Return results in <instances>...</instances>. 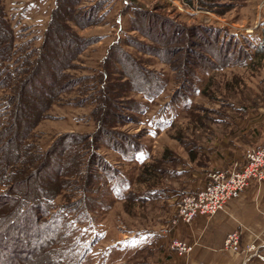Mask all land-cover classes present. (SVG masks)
<instances>
[{"label": "rangeland", "instance_id": "1", "mask_svg": "<svg viewBox=\"0 0 264 264\" xmlns=\"http://www.w3.org/2000/svg\"><path fill=\"white\" fill-rule=\"evenodd\" d=\"M100 1L103 0H82V4L91 6ZM4 2L7 15L18 35L17 40L34 38L32 44L38 46L54 0H4ZM129 2L142 8V12H148L151 15L149 17L157 22L167 20V26L178 24L196 28L199 35L182 34L180 38H185L186 41L176 43L178 51L172 56H182L187 53L188 48L195 53L196 57L193 55L192 59L194 63L203 61L199 53L206 52L216 58L215 54L220 44L222 46L230 41V32L253 34L254 42H257L264 33V0H239L223 14L187 6L181 9L169 0H106L100 10L101 22L83 28L73 25L77 34L91 36L95 40L81 51L69 71L75 83L73 88L59 95L45 117L31 132L30 141H34L41 149H46L65 132L80 134L93 130L94 125L88 118L90 100L100 82L98 75L104 71L102 58L111 42L117 41L124 55L133 62L128 61L129 68L126 72L130 79L137 77L135 83L138 87L147 89L145 81L150 77L151 71L159 74L164 82L162 92L151 100L144 99L135 91L115 99L112 111L114 110L118 118H123L124 121L114 125L113 130L120 134H111V137L117 136L118 139L119 136H129V141L132 142L130 144L141 146L136 155L128 158L127 153L120 154L107 145L100 144L95 153L102 157L103 163L92 169L81 167L80 176L83 174L89 179L84 187L77 180L80 176L71 173L65 176L72 180L77 188L67 189L64 194L57 196L53 212H62L69 220L75 216L78 230L71 241H74L76 249L74 251L81 255L80 264H156L157 252L148 247L163 244V239L169 234L166 232L167 226L166 230L163 229L165 222L163 217L168 211H172L174 196L189 182V172L200 166L195 160L193 163L190 162L189 152L196 154L198 161L203 162L202 166L207 165L205 163L207 152L213 151V148L216 150L219 146L226 147V140L228 137L230 139V136L221 137L219 132L225 131V128L220 129L218 122H212L211 119L225 110L230 102L236 103V95L257 96L260 95V90H264V61L254 59L249 66L217 68L209 72L210 76L202 75L204 80L198 83V89L207 79L206 76H209L204 91L197 92L188 99V102L182 100L173 106L175 104H170V97L182 95L180 86L186 91V83L181 82L180 77H175L177 72H174L173 65L169 66L162 62L151 52L139 50L144 44L156 48L158 45L129 27L127 17L131 13L126 14L128 5H125ZM157 22L153 26L149 18H140L134 24L145 30L152 24L151 36H154L156 30H160L168 38L169 30L165 31L162 24L158 26ZM210 25L228 28L224 36L218 39L220 43H216L217 39L206 29ZM246 44L251 46L250 41L246 40L244 45ZM231 45L234 49L235 46ZM120 59L122 58L119 55L117 60ZM125 64L127 59L124 58L121 65ZM175 64L178 63L175 61ZM115 66L119 67L117 64ZM122 80L117 79L118 82ZM185 80L188 79L185 77ZM235 83L239 85L231 90V85ZM231 91L234 93L233 97H230ZM129 98H135L145 104L143 113H132L126 109L131 105L128 104ZM247 114H249L246 117L247 122L252 127L256 122L264 121V102L256 103L253 109L250 107ZM231 123L226 130H229ZM207 126L215 128L218 137L210 138L206 145V135L201 132L205 131ZM251 132L252 135L258 134L255 128ZM236 140L234 142L237 144ZM63 141L69 144V139ZM127 148L129 146L123 145L122 149ZM86 153L84 158L88 155V152ZM152 160L159 161L160 169L155 181H158L157 184L155 185L154 181L148 184L137 182L139 177L136 175L141 174L142 164ZM50 169L52 166L47 170ZM2 191L4 187L0 186V192ZM147 191L150 193L149 200L143 197L147 195ZM169 222L174 224L171 221V214ZM85 248L88 250L85 251Z\"/></svg>", "mask_w": 264, "mask_h": 264}, {"label": "trees", "instance_id": "2", "mask_svg": "<svg viewBox=\"0 0 264 264\" xmlns=\"http://www.w3.org/2000/svg\"><path fill=\"white\" fill-rule=\"evenodd\" d=\"M181 1L192 9L223 14L239 0ZM105 2L103 0L85 6L82 0H54L42 32L41 43L34 46V38L17 40L18 35L7 15L5 2L0 0V186L4 187V191L0 192V264H80L81 255L74 251V241H71L78 230L75 216L69 220L62 212H53L56 197L64 194L65 190L76 187L65 176L71 173L79 177L81 167L92 169L99 163L101 165L103 159L95 153L100 144L107 145L117 153H127L128 158L141 150L140 145L130 144L132 142L129 141V136H119L120 141L116 139L117 136L111 137V134H120L113 130L114 125L124 121L112 111L115 99L135 91L144 99L151 100L162 92L164 82L159 74L151 71L150 77L145 81L147 89L138 87L135 83L137 77L130 79L126 72L129 68L128 61L133 62L124 55L117 41L111 42L106 49L102 58L104 71L98 75L100 82L90 100L88 118L94 125L93 130L80 134L65 132L46 149H41L34 141H30L32 130L45 117L50 106L61 93L73 88L75 83L69 71L81 51L95 40L94 37L77 34L73 25L83 28L101 22L100 10ZM125 5H128L127 12L131 13L128 17L129 27L158 45L156 48L144 44L139 50L151 52L162 62L173 65L174 72H177L175 77H180L181 82L186 83V91L180 86L182 95L170 97V104H175L173 106L182 100L188 102L197 92L202 93L211 70L249 66L254 59L264 61V33L254 42L253 34H237L236 31L229 33V45V42L222 46L220 44V50L217 49L215 54L217 59L206 52L199 53L203 61L194 63L192 59L195 53L188 48L187 53L182 56L172 57L178 51L176 43L186 41L185 38H180L181 35L197 36L199 34L196 28L178 24L167 26V20L157 22L135 4ZM140 18H149L153 26L155 22L158 26L162 24L165 31L169 30L170 36L167 38L160 30H156L154 36H151L152 24L146 30L135 26L134 22L137 23ZM206 29L217 39L216 43H220L218 39L228 30L224 26L212 25ZM246 40L250 41L251 46L244 45ZM231 44L235 46L234 49ZM119 55L122 59L117 60ZM124 58L127 59V64L121 65ZM207 74L209 76H206L207 79L198 89V83L204 80L202 75ZM119 78L123 80L118 82ZM178 84L180 85V81ZM238 85H231V90ZM233 94L231 91L230 97ZM236 99V103L230 102L225 110L211 119L212 122H218L220 129L225 128V131L219 132L221 135L231 134L226 130L230 122L243 117L256 103L264 102V90H260V95L257 96L236 95ZM128 100L131 105L127 106V110L143 113L145 104L135 98ZM202 133L206 135L205 144L209 143L210 138L218 137L216 129L208 126ZM66 139H69V144L67 141L62 142ZM123 145L129 148L124 150ZM86 152L88 155L84 158ZM189 153V160L197 158L192 151ZM158 163L159 161L152 160L142 164L141 174L136 175L139 177L137 182H155L160 169ZM195 163L202 165L203 162H199L197 158ZM50 166L52 169L47 170ZM77 180L83 187L89 182L83 174ZM149 195L147 191V195L143 196L145 200H149Z\"/></svg>", "mask_w": 264, "mask_h": 264}, {"label": "crops", "instance_id": "3", "mask_svg": "<svg viewBox=\"0 0 264 264\" xmlns=\"http://www.w3.org/2000/svg\"><path fill=\"white\" fill-rule=\"evenodd\" d=\"M126 14L128 15V12ZM248 115L245 114L231 123L228 131L232 133L226 135L230 136V139L228 137L226 140V147L219 146L216 150L213 148V151H208L205 161L207 165H200L189 172V182L181 188L180 193L199 188L206 180V171L229 169L240 163L247 148L264 143V121L260 120L252 127L247 122ZM253 128L258 134L252 135ZM233 138L238 139H234L237 144ZM190 162L193 163V160ZM172 211H168L163 217V229L166 230L167 226L166 232H169L163 239V244L148 247L157 252L156 264H242V256L222 248L224 236L231 231L238 233L240 247L264 242V180H249L240 196L226 202L222 209L210 216L196 215L188 223L177 220L171 224L169 219ZM172 239L189 244L190 250L177 254L170 248ZM260 253L264 255V250L260 249ZM244 264H264V260L249 257Z\"/></svg>", "mask_w": 264, "mask_h": 264}, {"label": "built area", "instance_id": "4", "mask_svg": "<svg viewBox=\"0 0 264 264\" xmlns=\"http://www.w3.org/2000/svg\"><path fill=\"white\" fill-rule=\"evenodd\" d=\"M179 8L186 6L181 0H169ZM188 7V6H187ZM205 182L197 189L185 191L175 195L172 205L171 221L188 223L196 216H210L223 205L241 195L249 180H264V143L251 147L243 153L239 164L229 169H211L205 172ZM170 248L177 254L190 250L189 244L172 240ZM222 248L237 253L243 257V263L249 257L264 260L260 249L264 250L263 243H250L239 246L238 233L228 232L222 240Z\"/></svg>", "mask_w": 264, "mask_h": 264}]
</instances>
